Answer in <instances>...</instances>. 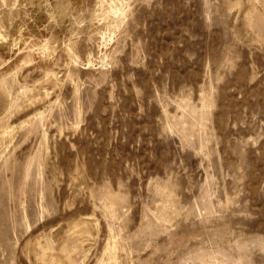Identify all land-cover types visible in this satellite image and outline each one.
<instances>
[{"label": "rangeland", "instance_id": "374dc122", "mask_svg": "<svg viewBox=\"0 0 264 264\" xmlns=\"http://www.w3.org/2000/svg\"><path fill=\"white\" fill-rule=\"evenodd\" d=\"M121 3L0 0V264H264V0Z\"/></svg>", "mask_w": 264, "mask_h": 264}, {"label": "bare ground", "instance_id": "6f19581e", "mask_svg": "<svg viewBox=\"0 0 264 264\" xmlns=\"http://www.w3.org/2000/svg\"><path fill=\"white\" fill-rule=\"evenodd\" d=\"M122 1V3H121V5L117 8V10H116V15H119L120 17H122V18H124V16H126V15H124V7H125V0H121ZM128 1V0H127ZM31 2V1H30ZM129 4H130V2H129ZM8 6V5H7ZM126 6H128V5H126ZM131 6V5H130ZM132 7V6H131ZM130 7V8H131ZM2 8H4V7H0V12H2L1 10H2ZM7 8V7H6ZM128 8V7H127ZM15 9H16V7H15ZM14 9V11H16ZM7 11V10H6ZM127 11V10H126ZM10 12V11H9ZM130 12V11H129ZM6 14H8V13H6ZM13 16V15H12ZM19 18V17H18ZM7 20V19H6ZM23 21V20H22ZM25 21V20H24ZM3 22V21H2ZM2 24H4V22L2 23ZM1 25V24H0ZM7 25V24H6ZM26 26H27V24H25ZM3 28V27H2ZM20 29V28H19ZM24 29V28H23ZM22 29V30H23ZM4 32V31H3ZM1 35V34H0ZM6 38V37H5ZM0 39H1V37H0ZM1 41V40H0ZM6 41V40H5ZM8 41H9V39H8ZM3 42V41H2ZM20 42V41H19ZM4 43V42H3ZM17 43V42H16ZM1 44V43H0Z\"/></svg>", "mask_w": 264, "mask_h": 264}]
</instances>
